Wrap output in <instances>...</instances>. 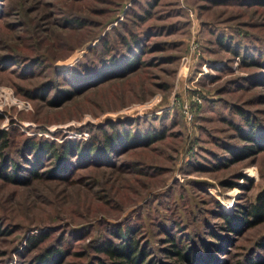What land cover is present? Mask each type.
<instances>
[{"label": "rangeland", "instance_id": "obj_1", "mask_svg": "<svg viewBox=\"0 0 264 264\" xmlns=\"http://www.w3.org/2000/svg\"><path fill=\"white\" fill-rule=\"evenodd\" d=\"M135 53L128 74L89 81ZM263 80L264 0H0V130L21 168L25 138L84 143L110 123L164 134L106 163L70 156L53 179L50 156L37 179L0 178V264L47 245L64 251L61 264H90L118 227L136 229L157 264H189L167 253L171 238L208 245L213 234L227 241L199 264H264V221L236 233L219 217L264 188V149L232 157L253 147L242 115L264 134Z\"/></svg>", "mask_w": 264, "mask_h": 264}, {"label": "trees", "instance_id": "obj_2", "mask_svg": "<svg viewBox=\"0 0 264 264\" xmlns=\"http://www.w3.org/2000/svg\"><path fill=\"white\" fill-rule=\"evenodd\" d=\"M137 54H133L127 61L122 64H117L114 68L107 66L102 68L95 76H91V82L98 81L99 78L110 77L115 71L124 72L126 75L132 69H135V64L138 62ZM112 60V59H111ZM113 64V63H112ZM114 66V65H112ZM95 80V81H94ZM264 81V80H263ZM66 92V91H65ZM69 93V92H68ZM66 92V95L68 94ZM43 96V94H40ZM68 96V95H67ZM55 101L53 99L50 102ZM240 113V110L239 112ZM246 119L247 129L242 138L252 142V146H243L240 152H233V161L240 160L245 156L254 154L256 151L264 149V134L262 131L257 133L255 125L251 123L247 116ZM110 130L105 131L106 128L101 130L100 127L99 137H92L90 140L81 143L77 140H69L61 144L53 143L45 139L25 138L20 146L19 154L26 162V166L21 168L19 164L12 160L9 155L4 152L9 145L7 133L0 130V178L6 182L16 184H24L30 180L37 179L41 176L38 165L41 163L43 157L50 156L54 161V169H49L44 172L48 177L62 176L65 170L64 165L67 163L70 156H80L81 158L90 157L95 160H105L109 162V156L115 154L122 149L130 148L131 145L147 146L150 143L162 139V133L146 132L143 134L129 132L128 129H114L110 123ZM238 128V127H237ZM259 147V148H258ZM232 152V151H231ZM25 170L24 174L23 171ZM62 172V173H61ZM61 173V174H60ZM222 220V230L225 232H238L243 227H251L257 223L264 221V188L257 192V196L253 203L242 205L241 207L233 209L232 212H222L219 214ZM0 233H4L1 231ZM136 229L131 227H124V229L117 228L111 231V235L116 239H104L103 242L94 246V251L101 254L104 258H96V261L90 264H157L154 258H151L148 248L138 243L135 236ZM213 234V233H212ZM225 235H214L217 242L208 243V245H188L179 246L173 238L171 248H167V253H172L179 261H186L189 264H199L200 262H208L215 258V252L221 249V242L227 241ZM46 234L29 235L26 238V247L35 248L39 245ZM167 239V240H169ZM225 243V242H224ZM257 246L264 249V236L260 238ZM166 250V249H165ZM64 251L58 246L47 245L42 251L28 261L26 264H61ZM203 255L204 260L201 259ZM208 260V261H207ZM165 264V263H162ZM170 264V263H166Z\"/></svg>", "mask_w": 264, "mask_h": 264}, {"label": "built area", "instance_id": "obj_3", "mask_svg": "<svg viewBox=\"0 0 264 264\" xmlns=\"http://www.w3.org/2000/svg\"><path fill=\"white\" fill-rule=\"evenodd\" d=\"M24 104H25V103H23V102H22V103H19V105H21V106H22V105L24 106Z\"/></svg>", "mask_w": 264, "mask_h": 264}]
</instances>
